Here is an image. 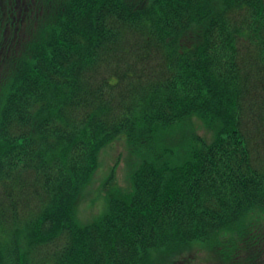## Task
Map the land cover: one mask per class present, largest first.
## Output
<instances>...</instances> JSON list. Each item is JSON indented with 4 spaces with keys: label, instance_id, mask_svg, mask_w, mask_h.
Here are the masks:
<instances>
[{
    "label": "trees",
    "instance_id": "trees-1",
    "mask_svg": "<svg viewBox=\"0 0 264 264\" xmlns=\"http://www.w3.org/2000/svg\"><path fill=\"white\" fill-rule=\"evenodd\" d=\"M197 251L264 262V0H0V264Z\"/></svg>",
    "mask_w": 264,
    "mask_h": 264
},
{
    "label": "rangeland",
    "instance_id": "rangeland-1",
    "mask_svg": "<svg viewBox=\"0 0 264 264\" xmlns=\"http://www.w3.org/2000/svg\"><path fill=\"white\" fill-rule=\"evenodd\" d=\"M204 129H200V133H204ZM126 147L123 140L115 141L113 144H109L104 148L101 153V165L95 175V179L86 194V197L82 200L80 204V217L84 222H88L96 218L103 210L105 205V194L106 189L102 188V183L105 178L112 171V167L116 165L115 175L116 181L120 187L125 189L128 186L125 156ZM188 256L189 264H225L221 261V256L219 253L212 251H201L197 253H186ZM185 255L183 259L187 258ZM175 256H157L154 258V263H166L172 264ZM180 259V258H179ZM186 261H183L185 264ZM182 263V262H181ZM182 263V264H183Z\"/></svg>",
    "mask_w": 264,
    "mask_h": 264
},
{
    "label": "flooded vegetation",
    "instance_id": "flooded-vegetation-1",
    "mask_svg": "<svg viewBox=\"0 0 264 264\" xmlns=\"http://www.w3.org/2000/svg\"><path fill=\"white\" fill-rule=\"evenodd\" d=\"M262 255H263V257H264V251H263ZM263 264H264V262H263Z\"/></svg>",
    "mask_w": 264,
    "mask_h": 264
}]
</instances>
